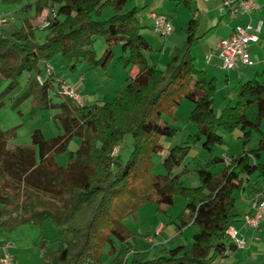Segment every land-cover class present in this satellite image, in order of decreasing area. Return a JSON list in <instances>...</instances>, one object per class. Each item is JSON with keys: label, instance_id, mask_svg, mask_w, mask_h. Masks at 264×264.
Returning <instances> with one entry per match:
<instances>
[{"label": "trees", "instance_id": "obj_1", "mask_svg": "<svg viewBox=\"0 0 264 264\" xmlns=\"http://www.w3.org/2000/svg\"><path fill=\"white\" fill-rule=\"evenodd\" d=\"M21 1L3 0L12 5ZM129 2L38 0L35 16L25 18L10 38L0 35V72L9 81L6 93L29 73L25 97L33 96L43 109H59L64 130L63 135L47 140L38 129L32 134V146L13 148L9 145L11 134L0 129V224L8 230L24 225L43 228L52 220L63 237L55 250L44 254V264H125L132 247L117 251L115 246L116 239L130 244L133 237L124 225L125 217L146 202L168 207L180 196L187 203L174 224L178 232L195 226L192 242L163 248L153 260H146L150 254L137 252L134 262L219 264L237 248L227 233L235 221L237 198L254 176L260 183L252 192L263 200L264 83L258 77L248 79L241 85L236 102L218 116L214 110L217 82L197 67L192 53L197 20L192 19L186 30L182 53H173L162 69L148 62L146 53L152 47L142 34L138 10L126 11ZM48 8L57 16L43 29L46 15L44 21L40 18ZM106 9H112V15L100 19ZM38 31L45 32L44 36L39 37ZM98 38L107 43L101 57L92 49ZM118 44H123L126 55L119 60L127 67H137L138 73L112 102L79 106L62 93L66 82L59 79L55 58L60 57L72 71L81 63L106 68ZM47 64L54 66L51 76H46ZM39 77H43L42 83ZM52 95L62 102L53 103ZM185 99L195 105L190 121L197 132L168 152L166 173L154 175L151 156L163 151L159 139L176 133L161 119L164 104L168 101L170 107H176ZM221 130L240 132L244 146L256 133L257 148L244 149L227 163L226 156L214 155L216 147L225 143ZM127 135L133 137L134 149L124 160L120 152H114ZM75 137L82 143L63 167L56 157L69 150ZM201 143L212 157L195 171L200 185L189 187L183 177L191 171L187 166L178 169ZM220 164L224 168L217 174L214 169ZM106 246L111 249L107 254ZM112 255L114 259L108 261Z\"/></svg>", "mask_w": 264, "mask_h": 264}, {"label": "rangeland", "instance_id": "obj_2", "mask_svg": "<svg viewBox=\"0 0 264 264\" xmlns=\"http://www.w3.org/2000/svg\"><path fill=\"white\" fill-rule=\"evenodd\" d=\"M38 0H22L20 4L12 5L6 4L0 0V14L14 18V22L7 24L0 29V35L10 38L14 32L18 30L22 21L25 18L36 15V5ZM131 8L127 6L126 11ZM45 12L40 18L44 21ZM112 15V9H106L100 19H108ZM45 32L38 31L37 35L44 36ZM158 35V34H156ZM166 36L160 37L161 44L165 42ZM99 57L103 56L107 49L105 39L98 38L93 45ZM114 58L106 67L92 68L87 63H81L77 66L75 71L66 68V64L62 63L60 57L55 58L53 65L59 75V79L65 81L69 85L82 90V98L84 105L105 104L112 102L115 97L126 86V78L129 77L133 65L125 66L119 58L125 56L123 44H118L113 47ZM147 54L149 64L153 65L152 58ZM29 73H24L19 79V84L6 93L9 86V81L0 72V129L4 132H9L10 144L12 146H32V134L34 131L42 130L47 140L63 135L64 130L60 122L59 116L61 111L56 108L43 109L38 105L33 96L25 97L28 88ZM85 80L86 83H83ZM86 95L91 96L89 101L86 100ZM52 101L55 104L62 102L61 98L52 95ZM195 105L189 100H184L176 107H170L169 102H165L162 121L169 123V125L176 130L173 137H161L159 144L163 147V151L158 154H153L151 159L154 163L153 174L164 175L166 173L164 166V159L168 152L176 146H182L190 135L197 132L196 126L190 121V115ZM219 101L215 106V113L219 116L223 109L220 110ZM224 137V144L218 145L215 149V156H226L229 159L237 157L244 149L251 150L257 148V134H253L252 141L244 146L243 141L239 139L240 132H224L221 130ZM82 140L78 137L72 139L69 145V150L56 157L57 163L66 167L69 163V156L71 152H77L80 148ZM134 149V139L131 135L125 136L122 144L115 150L114 155L118 152L124 160H127ZM212 155L204 148L203 144H198L193 147L189 157L178 171H182L186 166L191 171L184 175L183 181L186 186L197 187L200 185V180L195 172L198 165H204ZM224 168L223 164L218 165L215 173H220ZM240 198H237V203H240ZM187 201L183 197H176V203L172 206L163 207L166 210H160V207L155 202H146L138 209L127 215L124 219V225L131 232L132 238L130 244H122L121 241H116V249L120 251L123 247H132V252L129 254V259L125 264H138L134 262L136 253L150 254L149 259L153 260L159 250L168 247H176L178 240H174L176 233L175 224L172 223L178 220V217L185 210ZM61 206H63L61 204ZM130 209L128 212L130 213ZM235 211V210H234ZM233 211V213H235ZM175 212V213H174ZM174 213V219H171V214ZM161 223L166 224L165 235L169 236L166 240L164 236H157V228ZM195 231L190 229V234ZM63 237L61 230L55 229L52 220H48L45 226L39 227L35 225H24L13 230H8L0 224V242L4 246L7 242H14L19 248L20 255L18 256L17 264H44L43 257L46 252L55 250ZM185 239V236L184 238ZM46 242V243H44ZM192 242V241H190ZM12 250V249H11ZM11 250L9 251L11 253ZM110 246L105 247V253L110 251ZM12 254V253H11ZM13 256V255H12ZM114 259V255L108 256V261Z\"/></svg>", "mask_w": 264, "mask_h": 264}, {"label": "crops", "instance_id": "obj_3", "mask_svg": "<svg viewBox=\"0 0 264 264\" xmlns=\"http://www.w3.org/2000/svg\"><path fill=\"white\" fill-rule=\"evenodd\" d=\"M188 1L187 3L186 0H130L127 6L138 10L141 24L144 27L142 34L152 47L146 56L149 54L148 57L152 58V64L162 69L170 63L173 53H182L187 39L186 30L192 19L197 20L198 29L192 53L196 59L197 67L203 70L209 79L216 80L217 91L214 98V110L217 101H219L218 108L221 110L236 102L241 85L248 79L258 77L264 83V0H257L258 9L251 15L242 16L238 19L232 18L228 10L222 11L224 0ZM157 15L166 16L174 28V32L166 38L163 44H161L160 36L156 35L154 31V16ZM259 22H262L259 42L250 45L255 65L244 66L239 63L232 70L224 69L221 59L223 41L232 35L236 26L246 27L251 24L253 27H257ZM137 73L138 68L134 66L129 77L126 78V85ZM83 83H86L85 80ZM82 90H79L81 96ZM86 97L87 101L91 98L88 95ZM9 145L13 148L17 147L12 146V144ZM258 183L260 181L257 176L250 179L246 191L238 196L241 202H236L234 209L235 221L232 226L246 239V246L244 249L236 248L230 251L229 255L221 259L219 264H264V222L257 228L249 227L244 223L245 217L254 212L255 201L258 197L252 190L253 186ZM160 210H163V207H160ZM163 211L167 213L166 210ZM174 213L171 214L172 220ZM166 227L165 223H161L156 234L169 240V236L164 234ZM194 228L195 231L191 235L190 229ZM196 231L197 229L193 225L186 227L181 232L176 229L173 237L175 241L178 240L176 247L190 244ZM184 236L185 239H183ZM2 244L3 242H0V258L2 256ZM18 250V247L11 250L15 264L18 263V256L20 255Z\"/></svg>", "mask_w": 264, "mask_h": 264}, {"label": "built area", "instance_id": "obj_4", "mask_svg": "<svg viewBox=\"0 0 264 264\" xmlns=\"http://www.w3.org/2000/svg\"><path fill=\"white\" fill-rule=\"evenodd\" d=\"M258 9L257 0H224L222 11L228 10L232 18L238 19L242 16H249ZM57 16L54 9H46V20L42 26L43 29L51 26V20ZM15 20L0 15V29L13 23ZM262 30V22H259L257 27L251 24L243 27L238 25L235 27L231 36L226 38L222 43L221 59L223 68L232 70L242 63L244 66H254L255 62L252 59L250 45L259 42V33ZM154 31L160 37L170 36L174 32V28L169 19L164 15L154 16ZM54 72V66L47 64L46 76H51ZM38 81L43 82V77H39ZM62 93L75 101L79 106H83V98L77 88L64 83L62 86ZM226 162L230 163L231 159L226 158ZM264 222V199L255 201L254 212L252 215L246 216L244 219L245 225L257 228ZM228 236L237 245V248L244 249L246 246V239L240 235L239 231L233 226L228 230ZM16 248L14 242H7L2 246V256L0 264H15L11 249Z\"/></svg>", "mask_w": 264, "mask_h": 264}]
</instances>
